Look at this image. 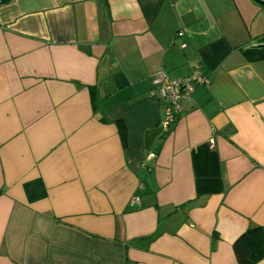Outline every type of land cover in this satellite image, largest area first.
<instances>
[{
	"label": "crops",
	"instance_id": "1",
	"mask_svg": "<svg viewBox=\"0 0 264 264\" xmlns=\"http://www.w3.org/2000/svg\"><path fill=\"white\" fill-rule=\"evenodd\" d=\"M262 34L256 0H0V264H237L264 228ZM196 64L164 132L152 75Z\"/></svg>",
	"mask_w": 264,
	"mask_h": 264
},
{
	"label": "trees",
	"instance_id": "2",
	"mask_svg": "<svg viewBox=\"0 0 264 264\" xmlns=\"http://www.w3.org/2000/svg\"><path fill=\"white\" fill-rule=\"evenodd\" d=\"M264 42V34L260 38ZM246 61L264 60V44L240 48ZM117 130L121 141H126V129L123 121H116ZM24 191L29 202L45 197V187L40 179H35L24 184ZM216 234L213 233V237ZM233 253L237 264H257L264 259V228L259 225L248 226L233 242Z\"/></svg>",
	"mask_w": 264,
	"mask_h": 264
},
{
	"label": "built area",
	"instance_id": "3",
	"mask_svg": "<svg viewBox=\"0 0 264 264\" xmlns=\"http://www.w3.org/2000/svg\"><path fill=\"white\" fill-rule=\"evenodd\" d=\"M197 67L196 64L193 73L186 78H170L162 71H156L152 75L150 94L163 105L160 125L164 132L177 121L180 104L189 98L194 86L209 82L206 77L199 74ZM149 156L153 157L154 154L150 153ZM132 201H138V197H133Z\"/></svg>",
	"mask_w": 264,
	"mask_h": 264
},
{
	"label": "water",
	"instance_id": "4",
	"mask_svg": "<svg viewBox=\"0 0 264 264\" xmlns=\"http://www.w3.org/2000/svg\"><path fill=\"white\" fill-rule=\"evenodd\" d=\"M256 1L259 2V3L264 4V1H261V0H256Z\"/></svg>",
	"mask_w": 264,
	"mask_h": 264
}]
</instances>
